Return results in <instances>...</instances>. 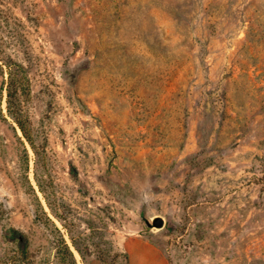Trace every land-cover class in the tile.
I'll return each instance as SVG.
<instances>
[{
  "label": "rangeland",
  "instance_id": "rangeland-1",
  "mask_svg": "<svg viewBox=\"0 0 264 264\" xmlns=\"http://www.w3.org/2000/svg\"><path fill=\"white\" fill-rule=\"evenodd\" d=\"M20 234L30 264H264V0H0V264Z\"/></svg>",
  "mask_w": 264,
  "mask_h": 264
},
{
  "label": "trees",
  "instance_id": "trees-1",
  "mask_svg": "<svg viewBox=\"0 0 264 264\" xmlns=\"http://www.w3.org/2000/svg\"><path fill=\"white\" fill-rule=\"evenodd\" d=\"M17 68L13 71L12 68L10 67L9 69V80L7 81V101H8V110L13 114V117H15L16 122L19 125V128L23 132L24 136L29 140L31 145H33V142L31 140L30 135L28 134L22 120L19 118V112L16 107L15 101L17 100V94L20 92H25L27 90V76L22 74L21 76L18 75L20 71L23 72V66L20 64H15ZM19 248L15 252L16 255H13L11 257V260L9 264H30L28 261V256H29V250H28V242L27 239L23 234H20L19 236ZM63 244L67 246L65 243V240L62 239Z\"/></svg>",
  "mask_w": 264,
  "mask_h": 264
},
{
  "label": "water",
  "instance_id": "water-1",
  "mask_svg": "<svg viewBox=\"0 0 264 264\" xmlns=\"http://www.w3.org/2000/svg\"><path fill=\"white\" fill-rule=\"evenodd\" d=\"M153 223L157 227H162L164 222H163V219L162 218L157 217V218H155V220H154Z\"/></svg>",
  "mask_w": 264,
  "mask_h": 264
}]
</instances>
